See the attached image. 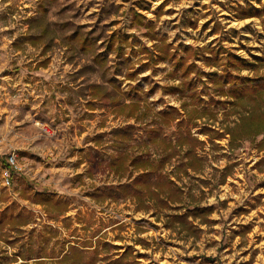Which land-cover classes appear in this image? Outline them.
<instances>
[{
  "label": "rangeland",
  "instance_id": "obj_1",
  "mask_svg": "<svg viewBox=\"0 0 264 264\" xmlns=\"http://www.w3.org/2000/svg\"><path fill=\"white\" fill-rule=\"evenodd\" d=\"M248 10L258 14L243 13ZM135 12L141 14L139 21ZM263 24L264 0H0V167L9 152L16 153L21 166L10 170V186L2 183L0 169V210L13 206L33 214V221L19 230L2 229L0 264H65L56 255L70 244H96L101 258L114 259L126 251L123 263L130 264H264V160L257 163L264 151L250 138L232 145L228 134L210 140L201 132L203 124L222 131L236 114L225 117L220 110L216 120L202 117L197 126H181L205 140L197 149L204 168L182 175V202L158 212L140 209L128 198L94 200L95 188L118 183L107 166L116 152L111 129L134 120L114 116L105 101H94L92 109L88 105L92 85L112 91L115 84L125 91L137 87L152 111L181 109L178 93L166 89L179 81L168 74L172 61L147 62L144 46L165 41L201 70L221 69L204 63L203 49L224 47L255 61L264 54ZM75 32L88 38L90 46L80 49ZM123 34L127 37L122 39ZM28 35L37 39L28 41ZM99 52L102 62L94 59ZM132 70L137 73L126 78ZM240 73L255 71L242 68ZM201 80L195 83L208 99L212 84L208 89L206 76ZM177 122L164 126L167 136L175 137ZM143 133L136 130V137ZM98 134H103L101 144L96 143ZM175 163L172 158L166 170ZM23 187L31 196L48 192L65 198L69 208L57 220L49 219L40 204L22 197ZM199 206L210 209L205 221L191 213ZM167 212L188 214L199 229L191 234L167 227ZM43 229L54 235L40 243ZM26 248L29 256L46 257L23 263L17 253Z\"/></svg>",
  "mask_w": 264,
  "mask_h": 264
},
{
  "label": "trees",
  "instance_id": "obj_2",
  "mask_svg": "<svg viewBox=\"0 0 264 264\" xmlns=\"http://www.w3.org/2000/svg\"><path fill=\"white\" fill-rule=\"evenodd\" d=\"M245 11V14H258L257 10ZM139 12L134 13V20L139 21ZM264 25V24H263ZM42 34H39V38ZM74 33V38L77 37ZM37 37V36H36ZM115 32L112 34V39ZM123 34L121 38H126ZM28 41L34 42V36H26ZM80 49L90 46L88 38L77 37ZM110 40L109 47L113 45ZM155 40V38H152ZM168 42H155L152 47L144 46L143 51L148 52L150 60L172 61V69L168 71L171 77L178 79L175 84L167 86L170 93H178L181 98L180 108L169 106L168 108L152 111L150 105L143 102L137 87L121 90L119 85H113L112 91H108L101 84L91 86L89 108H94V101H105L111 107L114 116H122L126 119H133L124 125L111 129L112 146L116 149L111 153L107 166L109 170L118 178V183L112 186L95 188L92 196L98 203L105 200L118 201L120 199H132L137 207L143 210L155 208L158 212L173 209V204L182 202L183 187L178 184L182 175L190 172H200L204 168L205 159L198 153V146H202L205 140L199 139L191 133L189 127L185 130L181 128L184 124L192 123L197 126V119L202 117L217 119V113L222 110L225 117L229 114H236L237 119L232 124L225 123L223 130L213 128L209 124H203L201 132L207 134L210 140L219 139L225 134L229 135L232 145L238 144L242 139L250 138L255 141V148L264 151V54L262 57H254L255 61L236 55L224 47H208L203 49L200 55L207 65L222 66L221 69L210 71L201 70L195 61H189L188 56L178 55L170 50ZM188 51V48H184ZM122 53V51H119ZM96 62H102L105 57L99 52L94 55ZM146 62V63H147ZM251 68L255 73L252 75L241 74L240 69ZM259 68H263L259 72ZM137 73L136 70L126 72L125 76L132 79ZM196 73L197 78L191 76ZM207 78L206 87L209 89V82L212 84L213 94L205 99L201 90L195 83L201 80V76ZM114 83L113 78L108 79ZM122 92L125 98L118 95ZM178 121L180 126L172 138L164 133V126L171 125ZM143 129V135L136 137V130ZM102 135L96 136V143H102ZM175 158L176 163L172 170H166V165ZM264 160L261 157L257 163ZM125 177V180L122 178ZM30 189L23 187L21 195L31 198L40 204L49 219L57 220L69 208V201L54 193L35 192L32 196ZM210 212L203 206L192 209V215L202 217L205 221L206 215ZM165 225L169 228L185 229L187 233L194 234L199 229L193 221L189 220L188 214L179 212L165 213ZM66 222L68 218L63 217ZM33 221L31 211L15 210L13 206L0 210V236L2 229L8 227L9 230H19ZM65 226L68 224L65 223ZM44 232L40 235V243L48 242L54 234ZM8 238H6L7 240ZM9 241V240H7ZM26 244L27 247H29ZM103 245L108 246L107 242ZM80 247L70 244L66 252L61 251L56 255L60 263L65 264H95L98 260H104V264H130L123 263L127 252H123L119 257L112 259L106 255L100 256L99 248L96 244L93 248ZM31 250L26 248L25 252H18L17 255L27 263L29 258H34L41 262L46 255L29 256ZM55 257V256H53Z\"/></svg>",
  "mask_w": 264,
  "mask_h": 264
},
{
  "label": "built area",
  "instance_id": "obj_3",
  "mask_svg": "<svg viewBox=\"0 0 264 264\" xmlns=\"http://www.w3.org/2000/svg\"><path fill=\"white\" fill-rule=\"evenodd\" d=\"M21 166L18 164L17 155L15 152H9L5 156V165L0 167L1 169V177L2 183L5 186H10L13 181V177L11 176L10 170H18Z\"/></svg>",
  "mask_w": 264,
  "mask_h": 264
}]
</instances>
